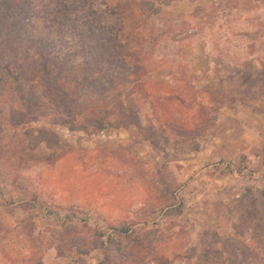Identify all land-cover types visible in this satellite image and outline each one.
Masks as SVG:
<instances>
[{"label": "rangeland", "instance_id": "1", "mask_svg": "<svg viewBox=\"0 0 264 264\" xmlns=\"http://www.w3.org/2000/svg\"><path fill=\"white\" fill-rule=\"evenodd\" d=\"M119 2L0 0V76L41 57L67 81L118 85L142 59L141 124L163 131L157 146L118 122L134 83L108 106L87 97L85 115L106 117L86 132L36 81L21 86L31 109L0 82V264H264V0H135L127 18ZM215 89L227 103L199 150L152 106L173 95L191 124Z\"/></svg>", "mask_w": 264, "mask_h": 264}, {"label": "trees", "instance_id": "2", "mask_svg": "<svg viewBox=\"0 0 264 264\" xmlns=\"http://www.w3.org/2000/svg\"><path fill=\"white\" fill-rule=\"evenodd\" d=\"M135 3V0H120V2L116 6V11L122 14L123 17L127 18L129 17V12L131 10V7ZM153 5V3H151ZM132 15V14H131ZM133 16V15H132ZM129 22L126 23L128 25ZM134 25V24H133ZM128 25V28L130 29V32H134L135 26L133 27ZM126 40L129 39V36L125 37ZM135 43L140 44L137 40ZM140 56L142 57L141 53ZM126 57L133 58L135 55L129 51L126 52ZM139 58V53H138ZM137 58V60H138ZM136 68L134 71L132 70L130 73H126L125 75L121 76L123 78V82L121 84H116L114 78L112 77L110 79L109 86L107 85H98V83L93 80L92 76L88 73H81L77 75V78H75L72 81H67L66 79H63L60 75L59 69L57 66H52V63L48 59H43L39 57L37 59L38 66L34 68L33 70H16L11 67V65H8L4 71L3 74L0 76V82L1 84L6 85H14L17 89V91H22L21 99L22 103H28V109H31L32 102L35 101L33 98H36V93L34 90L30 88V91H32L31 99L26 97L25 90L21 88L23 84H27L31 81H36L38 85L44 87V92H46V95L49 97L50 100H52L54 103L58 104L61 108L64 110V118L62 119L64 123L68 124L72 128H80L86 132H100L104 128L105 124V117L104 115L97 116H87L85 115V110H87V107H90L88 104L87 106V97H90L92 94H95L96 96H103V99L100 101L104 106H108L105 103V100L109 94H111L110 91H115L118 86H126L127 83H134L133 88L134 92L137 91L136 94L134 93H128V96L124 99L122 97L123 91H118V96L120 95L122 98L118 100V104L116 105L119 108L120 117H118V122L122 123L124 126H129L130 124H136L140 130L151 132V134L154 136L153 141L154 143L159 146V141L157 138V135L160 133L163 134L162 129H154L153 126H149L145 128L141 124V116H140V102L142 96L145 98L148 97L150 94L149 90L147 89L148 82L145 81V74L147 73V68L144 66V63H142V59L140 61L136 62ZM136 77L134 79H131L132 76ZM4 81V82H3ZM5 86V85H4ZM125 88V87H124ZM149 92V93H148ZM212 95H210L208 103L199 102L195 111V115L193 117V122L190 124V122H187L183 119L176 118L173 116L174 113H179V111L176 109V111H173L172 108H174L177 104L175 103V100H178L179 98H174L173 95L171 99L164 100L161 97L155 98L153 101V109L156 113H158V108L161 107V109H165V113H167V125L170 126V128L173 130L174 133L180 134L184 136L186 141L190 140L192 147V150H199L201 147V144L198 140L206 139L208 133L210 130L214 127L216 124V120L218 117V113L220 109L226 105L228 95L224 91V89H215L212 90ZM21 93V92H19ZM103 93V94H102ZM31 94V93H30ZM33 97V98H32ZM102 98V97H101ZM183 98V97H182ZM181 98V99H182ZM179 100L180 102L184 103V100ZM173 101V102H172ZM31 104V105H30ZM96 106V105H95ZM158 107V108H157ZM188 107H185L187 109ZM94 109V107H93ZM191 108H189L190 110ZM95 113V110L93 111ZM81 115H84V119L80 123H76V121L79 119ZM25 116V114H23ZM158 120L161 121V118L158 117ZM86 122V123H85ZM164 138V141L166 143L169 142L168 138ZM158 141V142H157ZM166 183V188H170V183L167 180H164ZM173 190V188H172ZM176 198L174 195V191L172 192V197L170 199V202L168 205H166L167 211L170 209H175V202ZM182 211V209H179ZM129 231L128 227H122L121 232L123 234H126ZM206 252H211V249H206ZM218 252V251H217ZM212 261L208 259L207 264H211Z\"/></svg>", "mask_w": 264, "mask_h": 264}]
</instances>
